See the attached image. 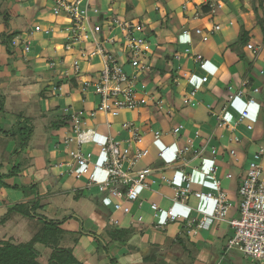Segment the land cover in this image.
Instances as JSON below:
<instances>
[{
    "label": "crops",
    "instance_id": "obj_1",
    "mask_svg": "<svg viewBox=\"0 0 264 264\" xmlns=\"http://www.w3.org/2000/svg\"><path fill=\"white\" fill-rule=\"evenodd\" d=\"M248 1L89 0L99 10L98 19L95 17L90 25H101L103 32L97 34L100 38L111 34L121 36L117 28L111 33L106 29L105 21L112 16L143 24L149 47L143 61L149 62L155 80L160 77L158 85L152 83L149 87L150 91L155 87L158 92L160 90L156 96H161V107L148 106L139 111L124 112L133 114L126 119L134 120L145 131L143 145L147 147L148 154L140 166L158 167L167 160L171 162L173 151L186 146L187 150L176 165L189 173L192 189L216 192L218 180L220 188L233 204L238 201V185L249 161L256 152L264 149V42ZM99 2L105 3L99 5ZM205 3L211 4V11L202 14L200 6ZM52 7L53 0H0V33L17 30L19 34L16 37L21 41L31 39L27 52L14 47V53L9 54L0 44V91L5 97L4 110L0 112V128H9L17 114L30 118L34 126L23 151L28 165L22 170L13 169L10 163L14 141L0 133V173L17 171L4 177V184L0 183V216L12 204L32 198L36 193L41 205L39 213L62 221L61 228L73 234L67 247L83 264H217L219 249L227 246L232 235L227 222L217 221L209 229L190 237L177 223L155 229L153 224L165 218V213L154 217L149 209V203L154 202L163 209L172 207L182 215L200 217L211 210V203L193 196L184 203L177 202L173 199L172 187L158 183L149 190H141L140 196L145 204L141 208L132 204L131 212L124 215L114 211L112 197L99 192L96 186L85 188L84 180H77L67 172L68 157L57 143L58 134L65 132L66 113L97 105L93 87L82 89L81 84L83 79H95L101 63L98 56H80L78 49H87L92 46L90 42L77 44L70 51L64 50L66 19L64 15H54ZM258 11L262 16V9ZM127 12L133 17H128ZM36 24L49 29V32H33ZM241 24L248 31L247 44L253 45V49H248L247 44L238 47L245 55L244 61L230 46L238 38ZM215 25L219 28L214 29ZM195 28L207 34L205 41ZM185 30L189 33H184ZM166 48L173 53H166ZM196 53L205 60V69L200 74L196 73ZM76 60L80 68L78 76H75ZM247 62L251 63L249 70ZM171 72L177 75L179 83L171 82L170 87L166 82ZM202 76H207V81L202 82ZM60 79L73 81H64L56 87L55 82ZM191 88L197 89L192 99L194 104L185 105L183 95ZM171 91L170 99L164 97V93ZM238 91L243 92L241 97L234 96ZM40 92L47 93L41 96ZM231 95L233 98L229 99ZM249 97L254 99V103H247ZM61 100H66L63 107L59 103ZM165 100L168 103L162 105ZM184 105L192 109L191 114H182V118L172 125L162 127L158 124L163 116L173 118V113ZM65 107L68 109L66 113ZM57 108H62L60 114H56ZM243 111L247 114L242 123L232 128ZM55 119L63 120L65 125L52 129L50 122ZM105 120L102 114H98L89 123L104 133ZM120 120L113 118L115 122ZM179 124L183 129L175 136L172 129ZM247 124L251 127L248 128ZM113 127L116 129L117 125ZM153 130L161 131L159 139H153ZM162 138L165 142H161ZM164 146L169 148L164 158H160L158 155ZM85 149L92 153L91 167L95 178L102 180L105 172L95 166L101 160L98 147L90 143ZM197 150L201 153L198 154ZM259 162L264 170V153ZM172 165L176 167L173 162ZM211 166L215 167L213 175L209 173ZM171 168L166 170L167 176L174 173V168ZM31 184L34 187L29 188L30 194L20 187ZM234 212L233 205L228 215ZM139 216L140 221L137 220ZM81 228L105 240L109 255L98 247L93 236L79 234ZM114 228H132L134 232L127 241H114L107 232ZM74 238L80 245L73 243Z\"/></svg>",
    "mask_w": 264,
    "mask_h": 264
},
{
    "label": "built area",
    "instance_id": "obj_2",
    "mask_svg": "<svg viewBox=\"0 0 264 264\" xmlns=\"http://www.w3.org/2000/svg\"><path fill=\"white\" fill-rule=\"evenodd\" d=\"M52 12L56 16L64 15L66 19L63 28L64 50L70 51L75 49L77 44L90 42L92 46L87 49H78L80 56L85 58L98 56L101 63L95 79H83L81 84L82 89L93 87L98 98L97 105L91 109L70 113H66L68 109L64 108L67 125L63 127L65 132L58 134L57 143L68 157L67 172L77 180H84L85 188L96 186L99 192L112 197L114 211L124 215L131 212L132 204H136L138 208L145 204V200L140 196V190H149L158 183L171 186L173 199L177 202L184 203L190 196L209 202L212 204L211 210L200 217L185 216L175 212L172 207L163 209L151 202L149 209L154 217L161 212L165 213V218L156 221L153 227L162 229L170 223L181 224V230L191 237L199 231L209 229L217 221H225L232 229L227 247L241 252L252 261L264 264V170L259 162L264 149L261 148L249 161L238 185L236 204H233L227 193L220 188L218 180L216 192L192 189L189 173L176 165L187 150L186 146L173 151L171 162L167 160L158 167L140 166L148 154L147 147L143 145L145 131L134 120L124 118L115 122L113 118H117L121 113L139 111L148 106L161 107V96H156L159 93L156 87L150 91L149 85L152 82L141 80L143 75L152 72L149 62L143 61L149 48L143 24L140 21L112 16L105 21L106 29L111 33L117 28L121 36L111 34L100 38L97 34L103 32L101 25L93 22L90 25L95 17L98 19L99 10L89 3V0H53ZM218 28V25L214 26V29ZM41 31L48 33L49 29H43L40 24L33 27V32ZM195 32L202 36V40L207 39V34H203L200 28H195ZM184 33L189 31L185 30ZM30 41V38L21 41L15 37L12 44L27 52L30 49ZM246 47L253 49L251 43ZM194 61L200 68H204L205 60L200 53L194 55ZM78 66V60L74 61L75 76L80 73ZM167 79L172 83H179L175 73H169ZM201 81H207V76H202ZM196 92V88H191L184 94L183 104L193 105L192 99ZM242 95L243 92L238 91L234 96ZM230 98L233 96H229ZM247 103H254V99L249 97ZM98 114L106 118L104 133L98 132L93 124L89 123V120H93ZM246 114L247 112L243 111L232 128L242 123ZM115 124L116 129L113 127ZM247 127L250 128L251 125L247 124ZM182 129L183 125L179 124L172 132L176 136ZM152 132L154 140L161 137L160 130ZM90 143L95 144L101 154L100 163L95 166L104 170L105 176L102 180H97L92 171V153L85 149ZM168 148L164 146L158 156L164 158L163 155ZM212 152L215 153L214 150ZM230 152L233 153V150ZM197 153L200 154L201 150H197ZM169 168H174L171 176L166 175ZM209 173L213 175L215 167L211 166ZM233 205L235 212L229 216L228 212ZM112 220L118 222L117 219ZM137 220L140 221L141 217L139 216Z\"/></svg>",
    "mask_w": 264,
    "mask_h": 264
},
{
    "label": "trees",
    "instance_id": "obj_3",
    "mask_svg": "<svg viewBox=\"0 0 264 264\" xmlns=\"http://www.w3.org/2000/svg\"><path fill=\"white\" fill-rule=\"evenodd\" d=\"M258 3L251 1L252 9L256 16V21L260 26L263 42H264V0H257ZM211 4L205 3L200 6V12L202 14L210 13ZM262 9V16L258 9ZM4 17L6 14H4ZM19 34V31L15 30L12 32H1L0 33V44L3 45L9 54L14 53V46L12 44L13 39ZM249 39L248 31L240 26V31L236 41L230 44L231 48L235 50L238 57L241 60H245V55L238 47H242L247 44ZM238 49V50H237ZM251 66L250 62H247V70ZM249 68V69H248ZM73 79V78H72ZM72 79H60L55 82L56 87H59L64 81H73ZM41 96H45V93L40 92ZM4 100L5 97L0 91V112L4 110ZM65 122L63 120L55 119L50 122V127L54 130L63 127ZM34 126L32 121L28 117H24L21 114L15 117L13 124L7 128H0V133L7 136L9 139L14 141V146L10 154V163L13 165V169L22 170V167L28 165L26 160L22 158L24 148L28 145V142L32 136ZM21 157L19 161L15 159ZM16 172H8L6 174L0 173V183L4 184V177H9ZM18 188V186H13ZM24 190H27V194L30 189L34 186H20ZM41 208L39 204V196L35 193L32 198L25 201H20L12 204L6 213L0 217V225H3L12 217L23 218L27 220L29 224V231L32 234L28 238H20L19 236H9L7 238H0V264H44L40 261V251L36 245L50 249L49 256L45 264H83L80 262L76 256L73 254L71 248L64 246L66 240L65 230L61 228L62 221L50 219L43 214L39 213L38 209ZM81 233L85 231L81 228ZM88 235L95 238L100 249H104L107 255H109L108 244L100 236L96 235L94 232L86 231ZM108 235L112 240H119L121 242L127 241L129 237L133 234L134 230L124 229V228H114L107 230ZM113 260V257H111Z\"/></svg>",
    "mask_w": 264,
    "mask_h": 264
},
{
    "label": "rangeland",
    "instance_id": "obj_4",
    "mask_svg": "<svg viewBox=\"0 0 264 264\" xmlns=\"http://www.w3.org/2000/svg\"><path fill=\"white\" fill-rule=\"evenodd\" d=\"M251 1L252 0L248 1V3L250 5H251ZM253 1L258 3L257 0H253ZM100 3L101 2H99L98 4L102 5L105 2H102L101 4ZM114 7H116V6H114ZM49 11H50V9H48V12ZM0 15H1V13H0ZM126 15L128 17H133V16H131L132 14L130 15V12L129 13L127 12ZM2 17H3V15H2ZM165 50H166V53H170V51H172L171 49H168V48H166ZM171 53H173V52H171ZM162 58H163V55H162ZM196 69H197L196 73L200 74L201 71L203 69H205V68H200L199 66H197ZM194 75H195V73H194ZM141 80H149L153 84H157L158 81L160 80V77L157 80H155V78L153 77L152 73H150V74H146L145 76L143 75ZM166 85H169L171 87L170 79H167ZM159 92H160V90H159ZM44 93H47V92H44ZM171 93H172V91L168 92V93H164V97H166V98L168 97V99H170L169 95H171ZM47 97H51V96L48 95ZM65 102H66V100L65 101H63V100L59 101L61 107H63L62 105H64ZM166 102L168 103V101L165 100V102H163V105ZM229 103H230V105L232 104V102H229ZM76 106H78V104H76ZM181 107H180V109H177L176 112L173 113V118L169 119V118L163 116L162 118H160L158 120V124L161 125L162 127L168 126L169 124L172 125L176 121H179L184 114H186V113L187 114H191L192 113V109L191 108H189V107H187L185 105L181 106ZM61 111H62V108L55 109L56 114H60ZM154 111L157 113V110H154ZM16 116H18V114ZM131 116L133 117V114H131V113H128V114L121 113L117 118L118 119H122V118H126V117L127 118H131ZM163 139L164 138L161 139V142H165ZM165 140H166V138H165ZM173 142L174 141L172 140V143ZM22 158L26 160V155L23 154ZM19 159H21V157H18L15 160L19 161ZM2 216H0V217H2ZM81 219L83 220L82 217H81ZM81 219H80V222H81ZM85 228H86V226H85ZM28 229H30V228H29V224H28L27 220L25 221V219H23V218L19 219L17 216L16 217H12L6 223H4L3 225H0V238L1 237L2 238L3 237L7 238L9 236H19L20 238H23V239L25 238L26 239V238L30 237L31 234H32V231H29ZM84 231H85L84 234L86 236H89L88 234H86L88 232H86V230H84ZM65 232H66L65 233L66 240L64 242V246L67 247L69 245L70 238L73 237V234L72 233H68L67 229L65 230ZM79 234L82 235L81 232H79ZM182 236H184V235H182ZM74 241H75V242H73L74 244H76L78 242L76 240V238H74ZM78 244L80 245V242H78ZM36 246H37L38 250L40 251V256H39L40 261L45 264L46 261H47V258L49 256L50 249L42 247L40 245H36ZM217 258H218L217 264H260L258 261H252L251 259L244 257V255L241 252H239V251H237L235 249H230L227 246H225V248H223V249H219L218 254H217Z\"/></svg>",
    "mask_w": 264,
    "mask_h": 264
}]
</instances>
